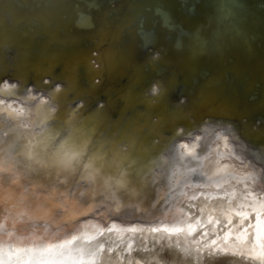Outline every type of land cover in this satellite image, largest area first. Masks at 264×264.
Returning a JSON list of instances; mask_svg holds the SVG:
<instances>
[{
	"label": "water",
	"instance_id": "water-1",
	"mask_svg": "<svg viewBox=\"0 0 264 264\" xmlns=\"http://www.w3.org/2000/svg\"><path fill=\"white\" fill-rule=\"evenodd\" d=\"M4 4L12 5L6 10L12 16H44L48 23L29 31L20 44L7 48L0 45V107L25 108L17 99L25 94V85L32 95L43 100H48L47 93L59 87L57 111L61 119L75 110L78 126L98 130L132 128L142 143L158 141L151 153H144L145 157L158 153L180 129L184 134L176 137V144L190 145L193 141L186 136L192 130L201 137L196 142L204 139L200 143L207 144L197 155L208 157L202 160L200 171L187 176L193 185L207 182L201 172L211 174L209 160L220 152L211 156L208 145L217 142L216 136L225 129L231 135L220 139L227 140L236 165L245 167L264 152V0H4ZM4 14L5 8L0 5V16ZM163 15L166 24L162 22ZM235 28L241 31L240 35L235 34ZM115 32L120 33V39L114 42ZM194 33L207 42V50L198 54L189 51ZM3 118L7 120L6 116ZM200 128L208 129L206 136L198 131ZM25 143L21 138L17 150ZM241 156L243 164L237 158ZM188 159L191 167L197 166V160ZM248 170L251 171L249 167ZM227 173L229 182L222 187H184L182 181L156 208L151 204L157 199V189L159 194L167 191L166 181L155 186L149 183L138 197L122 194L125 205L140 204L147 210L124 207L119 213H112L98 207L89 215H77L71 224L61 225L70 233L64 239L78 237L70 244L42 240L44 221L26 225L36 230L33 239H21L32 235L30 230L25 233L21 225L13 228L1 224L0 264H81L85 253L91 250L100 253L110 245H123L130 250L137 242L157 239L192 257L201 249L210 248L231 256L241 253L255 261L244 252L254 244L247 232L242 243L241 239L234 243L217 240L227 232L222 231L219 216L231 218L235 224L231 226L233 235H238L244 228L249 232L256 222L254 212L246 210L245 218L231 207L227 212L200 209L202 200L210 202L227 196L228 203H233V193L246 195L245 185L236 182V175ZM29 179L43 185L36 187L35 196ZM22 182L30 189L29 200L38 197L43 201L55 187L59 191L72 189L77 212L92 203L89 194L79 195L87 185H76L71 179L64 185L55 177L48 180L33 174ZM180 192L186 195H179ZM251 197L256 198L255 193ZM101 199L97 196L96 203ZM57 213L59 219L62 212ZM189 224L195 226L194 231H189ZM73 226L76 231H72ZM174 226L184 230L171 231ZM153 228L161 230L154 232ZM54 230L49 224V232ZM213 240H217L215 244ZM49 243L51 250H47ZM13 245L21 247V251L15 253ZM133 261L126 259L117 264H135Z\"/></svg>",
	"mask_w": 264,
	"mask_h": 264
},
{
	"label": "snow or ice",
	"instance_id": "snow-or-ice-1",
	"mask_svg": "<svg viewBox=\"0 0 264 264\" xmlns=\"http://www.w3.org/2000/svg\"><path fill=\"white\" fill-rule=\"evenodd\" d=\"M0 5L5 8V14L0 16V45L5 48L22 43L23 37L29 31H36L40 26L48 23L44 16H35L31 19L12 16L6 11L12 5L4 4V0H0ZM119 39V32L112 34L114 42ZM207 47V42L199 34L191 35L189 51L192 54L203 52ZM12 88H15V85ZM59 91V87H56L47 93L48 100H43L32 95L31 90L25 85V94L18 96L17 99L25 105L26 115L23 111L14 110L11 105L0 107V125L7 128L4 136L9 137L11 134L8 140L0 139V214H3L5 224L11 222L13 228L21 225L25 233L29 230L32 232L31 236L25 235L21 239H33L36 236L35 229L26 227L28 223L44 221L42 240H63V244L73 243L78 237L71 235L70 240L64 239L70 233L67 228L61 229V225L71 224L77 215H89L98 207L107 208L112 213H119L124 207L146 211L147 209L140 204L125 205L122 194L138 197L149 183L155 186L167 182V191L163 194H159L160 189H157V199L151 204L152 208H156L161 200H166L180 187L182 181L184 187L204 188L222 187L229 182L226 178L229 175L228 166H221L219 161L211 175L201 172V175L207 176V182L193 185L186 179L190 174L200 171L202 160L208 158L207 156L201 158L195 153L196 141L201 137L192 130H189L186 136L193 141L190 145L176 144V137L184 134V130L180 129L175 132L168 145L158 153L145 157L144 153H151L153 144L158 141L142 143L138 133L132 128L108 127L98 130L95 127L78 126L75 121V110L68 118L61 119L57 111ZM152 92L155 94L157 88L154 87ZM4 116L7 120H4ZM198 131L205 136L208 133L207 128H200ZM230 135L231 132L225 129L216 136V139ZM21 138L26 140V143L17 150L16 144ZM189 147L193 151L185 152L184 149ZM189 157L198 161L196 167L190 166ZM237 158L240 159L241 164L244 163V157ZM245 167H249L251 171L244 177L233 178L237 183L245 185V199L253 193L256 195L251 206L257 210L256 241L262 251L253 252L252 258L259 259L261 264H264V243L260 242L259 228L260 217L264 216V152L255 160L249 161ZM33 174L48 180L55 177L58 183L64 185H67L70 179L76 185L85 184L86 191H81L79 195L89 194L92 203L77 212L78 204L72 189L65 188L64 191H59L53 187L48 195L43 197L42 202L33 205L29 203L27 195L30 189L21 183L22 179L30 178ZM217 177L219 179H216ZM29 183L32 184L31 191L34 196L36 187H43L42 184L37 185L30 179ZM178 194L186 195L183 192ZM97 196L102 197L99 204L96 203ZM57 210L62 212L59 219H57ZM236 214L245 217L244 212ZM196 223L199 224V220ZM228 223L231 224V219ZM49 224L55 228L54 231L49 232ZM188 229L190 232L194 231L195 226L189 224ZM76 230L73 226L72 231ZM160 230V228L152 229L154 232ZM163 230L169 231L167 228ZM183 230L182 227L176 226L171 229L176 232ZM244 231L247 232V228ZM7 234L11 239L12 233ZM215 243L216 241L213 240L212 244ZM51 247L49 243L47 250H51ZM255 247L254 245L253 248Z\"/></svg>",
	"mask_w": 264,
	"mask_h": 264
},
{
	"label": "bare ground",
	"instance_id": "bare-ground-1",
	"mask_svg": "<svg viewBox=\"0 0 264 264\" xmlns=\"http://www.w3.org/2000/svg\"><path fill=\"white\" fill-rule=\"evenodd\" d=\"M33 107L35 105H32ZM6 107V106H3ZM12 108L16 111H23V113L26 115L27 114V109L26 108H16L12 106ZM7 129L3 125H0V130H5ZM1 132V131H0ZM4 132L2 131L0 133V139H4ZM10 137L5 138V140L10 139ZM204 141V139H201L200 142ZM200 142L197 144L196 148L194 149L195 153L201 154L204 148H206L207 144H201ZM210 148V153L211 156L217 152L218 150L220 151L218 155H213L211 160H209V172L215 170L217 166V161H219V164L221 166L227 165V171L230 172L231 175H236L237 176H243L246 175L247 172H249L248 167L244 166H239L236 165L237 162L233 160V158L230 155V151L228 149V142L227 140L220 139L215 143H211L208 145ZM185 152L193 151L190 147L187 149H184ZM209 151V150H208ZM223 157V158H222ZM222 158V159H221ZM232 158V159H231ZM208 174V175H211ZM21 183H23L21 181ZM245 194H236L233 196V203L229 202L228 203V197H223L220 200H213V201H200V209L205 210L207 212H212V211H221V212H227V210H230L231 208H235L236 211H243L246 212H254V216L256 215V209L251 206L254 198L251 196H248L247 199H245ZM29 203H32L35 205L37 202H42L41 200H29ZM220 214H217L219 216ZM221 222L223 223L221 228L222 231H227L222 235V237H218L217 240L220 239H225L229 243H234L232 241H235V239H241L240 242L244 239H246L244 236L246 235V232L243 230L242 233L238 235H233V229H231L235 224L234 221L229 218L228 216L224 219L223 215L219 216ZM256 218V217H255ZM231 219V224L228 223V220ZM256 221V220H255ZM256 223L257 221L253 224L249 232L247 231L248 234H250L253 237L254 244L252 247H247V249L244 251L246 255L250 256L253 255V252H257L260 250L259 245H257L256 241ZM5 224L3 220V214H0V225ZM7 225H12L11 222L7 223ZM232 226V227H231ZM9 227V226H8ZM260 235L264 239V219L260 218ZM5 229V227H3ZM245 229V228H244ZM231 236V238H230ZM230 239V240H228ZM215 240V241H217ZM261 242V241H260ZM223 242H219V245H222ZM161 245L159 248H156L157 245ZM136 246L131 248L130 250L123 248V245L117 246H112L109 247V249H105L100 253H96L95 251L91 250L89 252L85 253V257L82 259L81 264H107L105 261L108 259L110 260L108 264H117V263H122L126 259H131L134 260L135 264H261L260 262L251 260V259H246L245 256H241V253H237V256H231L229 254H223V253H215L212 249L208 248L207 250L201 249L202 252L195 254L193 257L190 255H186L185 253L181 252L180 250H177L176 248H171V247H166L163 242L160 244V240H152V241H147V242H137L135 244ZM239 246L244 247L243 244H238ZM256 246L253 248V246ZM18 246V245H15ZM13 245V250L15 253H18L21 251V247H15ZM224 247V245H222ZM232 247V246H229ZM23 248V247H22ZM117 248V249H115ZM234 248V246H233ZM235 249V248H234ZM114 250V251H113ZM225 250V249H223ZM226 252H230L225 250ZM224 251V253H225ZM113 252V254H111ZM90 254V255H89ZM94 254L95 256H92ZM96 261V262H95ZM85 262V263H84ZM128 263H130L128 261ZM36 264V263H34ZM39 264V263H38Z\"/></svg>",
	"mask_w": 264,
	"mask_h": 264
},
{
	"label": "rangeland",
	"instance_id": "rangeland-1",
	"mask_svg": "<svg viewBox=\"0 0 264 264\" xmlns=\"http://www.w3.org/2000/svg\"><path fill=\"white\" fill-rule=\"evenodd\" d=\"M86 18H88V17H86ZM162 22H163V24L164 23L165 24L167 23V19H166L165 15L162 16ZM235 34L236 35H240L241 34V31H239L238 29L235 28Z\"/></svg>",
	"mask_w": 264,
	"mask_h": 264
}]
</instances>
